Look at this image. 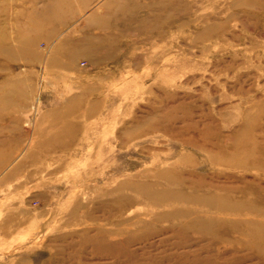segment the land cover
<instances>
[{
    "label": "rangeland",
    "instance_id": "374dc122",
    "mask_svg": "<svg viewBox=\"0 0 264 264\" xmlns=\"http://www.w3.org/2000/svg\"><path fill=\"white\" fill-rule=\"evenodd\" d=\"M0 264H264V0H0Z\"/></svg>",
    "mask_w": 264,
    "mask_h": 264
},
{
    "label": "crops",
    "instance_id": "0c3cea01",
    "mask_svg": "<svg viewBox=\"0 0 264 264\" xmlns=\"http://www.w3.org/2000/svg\"><path fill=\"white\" fill-rule=\"evenodd\" d=\"M95 45L89 49V52H85L82 57H87L88 64L85 68H81L79 64V59H72L69 57H65L70 52V48L65 46H59L57 44L58 40H55L52 44L53 46L49 47L51 49V55L55 54L53 57L47 56L44 61L49 62L46 64L47 69L50 73L57 74L63 77L67 81H74V79L80 73L90 74L95 78L101 77L109 66H118L119 62V49L116 48V52L105 51L104 46L102 45L104 42V37L101 35H96L93 38ZM64 43H67L69 46L68 40H65ZM81 56H78V58ZM59 59V60H58ZM45 65V66H46ZM56 98H63L67 100L65 105L61 106H47L43 109V125H47L46 130H57V131H70V130H82L83 121L86 122L83 118L88 117V113L86 111L85 114L81 112L80 109L71 107L70 104L72 99L87 98V95L84 93L77 95L73 92H54ZM52 93V94H54ZM104 96V91L99 90L95 94V101L93 104L94 110L91 112L93 117L101 116L103 114V102L101 98ZM61 103V102H60ZM59 103V104H60ZM85 116V117H84ZM50 145V144H48Z\"/></svg>",
    "mask_w": 264,
    "mask_h": 264
},
{
    "label": "bare ground",
    "instance_id": "6f19581e",
    "mask_svg": "<svg viewBox=\"0 0 264 264\" xmlns=\"http://www.w3.org/2000/svg\"><path fill=\"white\" fill-rule=\"evenodd\" d=\"M43 83H44V79L43 78H41V81H40V89H39V93H40V91H41V89H42V85H43ZM40 106V104L37 102V107H36V109L38 108ZM39 109V108H38Z\"/></svg>",
    "mask_w": 264,
    "mask_h": 264
}]
</instances>
